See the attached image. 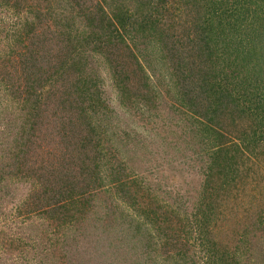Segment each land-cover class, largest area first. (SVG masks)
Wrapping results in <instances>:
<instances>
[{"label": "trees", "instance_id": "obj_1", "mask_svg": "<svg viewBox=\"0 0 264 264\" xmlns=\"http://www.w3.org/2000/svg\"><path fill=\"white\" fill-rule=\"evenodd\" d=\"M59 1V6L46 8L50 16L60 18L54 30L49 25L45 30L54 33L60 51L53 57L49 39L39 36L43 52H17L20 60L14 67L24 68L25 79L7 85L13 99L28 112L19 131L21 141L20 136L14 139L13 162L0 164L1 181L11 175L10 168L19 171L24 166L33 134L52 121L56 127L52 131L65 147L63 168L56 169V178L49 173L43 182L36 176L41 189L35 190V205L29 204L31 209L25 213L41 210L58 229L68 226L80 235L91 234L95 244L108 249L107 257L104 251L95 253L105 257V264H117L125 247L132 259L139 254L134 264H149V260L156 264L159 247H176L164 225L175 218L185 229L190 216L166 209L157 199H146L149 187L143 190L141 179L128 170L123 157L131 133L121 131L94 76L85 70V52L98 54L107 62L118 102L129 114L153 123L161 113L157 100L165 96L170 108L191 127L186 133L200 138L206 180L192 217L199 223L205 264H241L229 245L213 239L208 227L221 214L215 208L262 169L258 160L264 157V0ZM40 6L30 9L33 19L17 37L19 43L37 41ZM143 44L149 53L141 58L139 45ZM56 95L57 104L51 105ZM56 107L62 108L60 112ZM67 113L71 115L66 117ZM73 138L76 142L71 144ZM74 165L80 166L79 175ZM261 189L254 188L262 194ZM116 198L128 203L137 216L113 204ZM254 217L244 235L264 227V209ZM162 237L166 242L160 246ZM187 243L177 250V261L188 257Z\"/></svg>", "mask_w": 264, "mask_h": 264}, {"label": "rangeland", "instance_id": "obj_2", "mask_svg": "<svg viewBox=\"0 0 264 264\" xmlns=\"http://www.w3.org/2000/svg\"><path fill=\"white\" fill-rule=\"evenodd\" d=\"M17 1L11 0L7 5V0H0V164L13 162V156L16 153L13 145L14 139L20 136L21 141L19 131L24 125L25 114L28 112L26 106L21 107L17 100L13 99L8 86L11 83H20L19 79H25L24 68L20 65H18L20 68L14 67L19 63L16 60H20L17 52L28 54L32 49L38 53L43 52L39 36L49 39L51 43L49 50L53 57L61 49L59 48L61 43L55 38L54 33L45 30V25H49L50 29L54 30V22L60 18L56 15L50 16L46 8L55 6L56 3L59 6L60 1ZM16 3L20 5L18 8H15ZM37 4L41 5L42 14L41 23L36 28L37 41L32 42L30 39H25L19 43L17 37L26 29V23L32 21L33 15L30 9ZM64 5L65 3L61 4V6ZM133 9L134 6L131 12L134 11ZM112 10V7H108V11L112 12ZM62 13L69 15L65 11ZM31 39L34 40L32 37ZM145 47V44L139 45L141 51L138 55L140 57L149 53ZM83 57L87 64L86 72L94 76L102 97L117 115L116 119L121 131L131 133L132 138L125 146L127 151L123 160L128 170L132 171L137 179H141L143 190L149 187L150 193H146V199L149 197L152 200L157 199L165 205L166 209L179 212L182 216H190L187 218L188 224L185 229L175 218L169 219L164 225L169 230V237L174 239L176 249H173L170 244L163 250L159 247L154 254L157 258L156 264H175L177 250L184 249L185 241L188 242L186 253L188 257L185 260L180 258L176 264H205L207 253L200 243L199 223H196L197 221L192 217L193 213L198 210L203 184L206 180L205 155L202 151L204 144L201 143L200 138L186 133L191 131V127H188V123L181 121L179 114L170 108V100H167L165 96L157 100L161 113L155 122H142L139 116L134 117L129 114L118 102V93L107 62L100 55L89 51L85 52ZM147 72L153 74L151 68H147ZM57 98V95L51 98V105L57 104L55 101ZM42 107L44 108L45 105ZM56 108L57 112L62 109L61 107ZM65 115L69 117L71 113ZM55 128L50 121L49 125L43 126L40 131L33 134L32 150L25 155L28 160L24 166L19 171L12 167L10 168L11 175L6 174L3 181L0 178V264H105L102 261L107 257L108 249L100 248L99 244H95L91 234L80 235L68 226H61L58 229L55 227V221L41 210L29 213V215L25 213L31 209L30 205H35V197H33L35 190L41 189L36 182V176L40 175L43 182L49 173H52L50 177H55L54 173L59 172L56 169L63 168L65 147L58 134L52 131ZM119 136H122L121 133ZM75 142L76 139L73 138L71 144ZM118 143L122 142L119 140ZM76 154L77 152H74V156ZM258 162L262 168L261 171L249 178L246 186L233 190L230 197L221 203L219 208H215V211L221 214L218 216L217 223L215 221L211 228L208 227L213 239L229 245L230 252L238 257L241 264H264V227L255 234L251 232L249 235L243 234V229L251 226V215L255 214L256 217L259 209H264V180L262 179L264 178V157ZM79 167L74 165V173L78 175ZM28 173L30 176L27 175ZM254 177L258 179L254 180ZM255 187L262 188L263 193L255 191ZM129 191L133 192L134 189ZM99 201L100 198L95 200L96 203ZM113 204H120L122 210L131 213L133 217L137 216L129 204L122 199L116 198ZM19 209L24 211L21 213ZM103 213L104 209L101 210L100 215ZM88 219L91 221L93 218ZM136 219L142 220L139 217ZM5 240H8V243H5ZM159 242L161 246L166 239L162 237ZM8 244L11 245L10 248L7 247ZM90 250H93L94 254H89ZM121 250L118 258L116 256L117 264L137 262L139 254H135L132 259L130 255L127 256L126 247ZM97 251H104L105 257L100 258L98 254H95ZM149 264H154V261L149 260Z\"/></svg>", "mask_w": 264, "mask_h": 264}]
</instances>
